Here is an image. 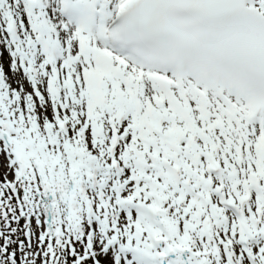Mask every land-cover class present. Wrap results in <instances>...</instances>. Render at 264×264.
Returning <instances> with one entry per match:
<instances>
[{
	"label": "snow or ice",
	"instance_id": "snow-or-ice-1",
	"mask_svg": "<svg viewBox=\"0 0 264 264\" xmlns=\"http://www.w3.org/2000/svg\"><path fill=\"white\" fill-rule=\"evenodd\" d=\"M0 264H264V0H0Z\"/></svg>",
	"mask_w": 264,
	"mask_h": 264
}]
</instances>
